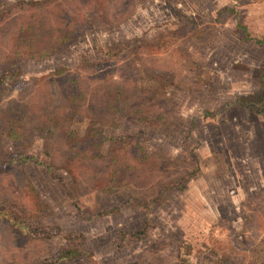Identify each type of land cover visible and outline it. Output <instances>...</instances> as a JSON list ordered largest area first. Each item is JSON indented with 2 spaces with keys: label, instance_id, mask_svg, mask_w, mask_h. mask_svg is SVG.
Masks as SVG:
<instances>
[{
  "label": "rangeland",
  "instance_id": "obj_1",
  "mask_svg": "<svg viewBox=\"0 0 264 264\" xmlns=\"http://www.w3.org/2000/svg\"><path fill=\"white\" fill-rule=\"evenodd\" d=\"M261 14L0 0V264H264Z\"/></svg>",
  "mask_w": 264,
  "mask_h": 264
},
{
  "label": "trees",
  "instance_id": "obj_2",
  "mask_svg": "<svg viewBox=\"0 0 264 264\" xmlns=\"http://www.w3.org/2000/svg\"><path fill=\"white\" fill-rule=\"evenodd\" d=\"M58 38V41H64L66 39V37H63V36H57ZM35 44H30V47H26L25 49H27L29 52H36V47L34 46ZM262 86H264V81L262 82Z\"/></svg>",
  "mask_w": 264,
  "mask_h": 264
},
{
  "label": "crops",
  "instance_id": "obj_3",
  "mask_svg": "<svg viewBox=\"0 0 264 264\" xmlns=\"http://www.w3.org/2000/svg\"><path fill=\"white\" fill-rule=\"evenodd\" d=\"M254 6H255V5H254V3H253L252 6H250V5L245 6V5H244L243 7H249L250 9H252L251 7H254ZM252 13L255 15V11H252ZM263 16H264V14H261V15H260V17H263ZM238 22L241 24L240 21H238ZM239 23H238V24H239ZM243 29H244V28H243ZM261 120L264 122V118H262ZM263 136H264V134H263Z\"/></svg>",
  "mask_w": 264,
  "mask_h": 264
}]
</instances>
